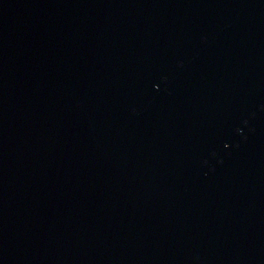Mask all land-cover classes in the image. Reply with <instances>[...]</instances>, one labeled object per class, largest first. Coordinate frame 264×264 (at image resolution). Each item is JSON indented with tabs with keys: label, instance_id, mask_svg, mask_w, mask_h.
I'll return each mask as SVG.
<instances>
[{
	"label": "water",
	"instance_id": "95a60500",
	"mask_svg": "<svg viewBox=\"0 0 264 264\" xmlns=\"http://www.w3.org/2000/svg\"><path fill=\"white\" fill-rule=\"evenodd\" d=\"M0 264H264V0H0Z\"/></svg>",
	"mask_w": 264,
	"mask_h": 264
}]
</instances>
